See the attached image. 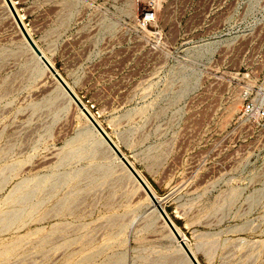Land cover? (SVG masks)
<instances>
[{
  "label": "rangeland",
  "instance_id": "obj_1",
  "mask_svg": "<svg viewBox=\"0 0 264 264\" xmlns=\"http://www.w3.org/2000/svg\"><path fill=\"white\" fill-rule=\"evenodd\" d=\"M11 1L198 262L264 264V139L236 125L264 94V0ZM0 264H193L6 0Z\"/></svg>",
  "mask_w": 264,
  "mask_h": 264
},
{
  "label": "water",
  "instance_id": "obj_2",
  "mask_svg": "<svg viewBox=\"0 0 264 264\" xmlns=\"http://www.w3.org/2000/svg\"><path fill=\"white\" fill-rule=\"evenodd\" d=\"M10 10L12 11L20 29L22 30V33L24 34V37L26 38L28 44L32 48L33 52L36 54V56L39 58L40 62L46 66L52 74L56 77L58 82L61 84V86L64 88V90L70 95V97L82 108L88 119L91 121L93 126L96 128V130L101 134L103 139L106 141V143L110 146V148L118 155V157L121 159V161L124 163V165L127 167V169L131 172V174L137 179V181L140 183V185L143 187V189L146 191L148 196L150 197L153 205L158 210V212L161 214L169 228L171 229L172 233L176 237V239L179 241L180 245L186 252L188 258L193 264H200L190 248L188 247L187 243L185 242L184 238L176 228V226L171 221L170 217L164 210V208L161 206L160 201L158 200L157 196L153 193L147 182L143 179V177L138 173V171L133 167V165L130 163V161L126 158V156L121 152V150L118 148V146L114 143V141L110 138L108 133L104 130V128L98 123V121L92 116V114L84 107V105L81 103L77 95L74 93V91L70 88L68 83L63 79V77L59 74V72L54 68V66L51 64V62L48 60V58L44 55V53L40 50V48L37 46L35 41L32 39L28 31L26 30L22 20L20 19L16 8L14 7L11 0H6Z\"/></svg>",
  "mask_w": 264,
  "mask_h": 264
},
{
  "label": "built area",
  "instance_id": "obj_3",
  "mask_svg": "<svg viewBox=\"0 0 264 264\" xmlns=\"http://www.w3.org/2000/svg\"><path fill=\"white\" fill-rule=\"evenodd\" d=\"M155 14L152 8L146 10L143 15L142 21L144 24H152L155 22ZM251 93L246 94V99L243 108L238 118L236 125L244 124L247 126L246 134L250 137H254L257 134L258 137L264 139V94L250 96Z\"/></svg>",
  "mask_w": 264,
  "mask_h": 264
},
{
  "label": "bare ground",
  "instance_id": "obj_4",
  "mask_svg": "<svg viewBox=\"0 0 264 264\" xmlns=\"http://www.w3.org/2000/svg\"><path fill=\"white\" fill-rule=\"evenodd\" d=\"M17 10V9H16ZM21 17V16H20ZM22 19V18H21ZM43 52V51H42ZM44 53V52H43ZM44 55L46 56V54L44 53ZM37 59L39 60V58L37 57ZM49 60V59H48ZM40 61V60H39ZM80 100H82V99H80ZM84 107H86L85 105H84ZM89 112L91 113V111L89 110ZM92 114V113H91ZM93 116V115H92ZM95 118V117H94ZM95 128V127H94ZM95 130H96V128H95ZM98 132V131H97ZM99 133V132H98ZM100 134V133H99ZM101 135V134H100ZM103 138V137H102ZM157 196V195H156ZM157 198H158V196H157ZM158 200H160L159 198H158ZM170 217V216H169ZM170 219H171V221L173 222V224L176 226V224L174 223V221L172 220V218L170 217ZM137 220V219H136ZM133 222H135V221H133ZM133 226V225H132ZM176 228L178 229V231L180 232V234L182 235V237L184 238V240H186L185 239V236H184V234H182V232L179 230V228L176 226Z\"/></svg>",
  "mask_w": 264,
  "mask_h": 264
},
{
  "label": "crops",
  "instance_id": "obj_5",
  "mask_svg": "<svg viewBox=\"0 0 264 264\" xmlns=\"http://www.w3.org/2000/svg\"><path fill=\"white\" fill-rule=\"evenodd\" d=\"M59 68L62 69L61 66Z\"/></svg>",
  "mask_w": 264,
  "mask_h": 264
}]
</instances>
